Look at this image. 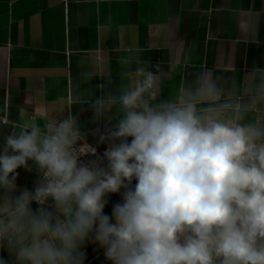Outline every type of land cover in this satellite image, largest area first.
<instances>
[{
	"label": "clouds",
	"instance_id": "9594fccd",
	"mask_svg": "<svg viewBox=\"0 0 264 264\" xmlns=\"http://www.w3.org/2000/svg\"><path fill=\"white\" fill-rule=\"evenodd\" d=\"M119 62L114 91L108 80L58 116L0 119V249L13 264H84L89 241L111 264H264V68L243 85L201 70L163 95L159 66ZM73 105L115 121L97 145ZM29 161L38 179L20 190Z\"/></svg>",
	"mask_w": 264,
	"mask_h": 264
},
{
	"label": "crops",
	"instance_id": "0c3cea01",
	"mask_svg": "<svg viewBox=\"0 0 264 264\" xmlns=\"http://www.w3.org/2000/svg\"><path fill=\"white\" fill-rule=\"evenodd\" d=\"M125 57L154 72L159 66L163 95L205 69L243 85L254 67L264 68V0H0V119L58 116L108 80L114 91ZM73 106L97 145L95 130L115 121L97 123L89 105ZM9 130L0 129V147ZM17 171L18 189H33L36 169ZM118 202L120 194H110L105 213ZM84 251V264L104 255L91 241ZM0 257L13 264L7 250Z\"/></svg>",
	"mask_w": 264,
	"mask_h": 264
},
{
	"label": "rangeland",
	"instance_id": "374dc122",
	"mask_svg": "<svg viewBox=\"0 0 264 264\" xmlns=\"http://www.w3.org/2000/svg\"><path fill=\"white\" fill-rule=\"evenodd\" d=\"M93 264H111L110 261H107L104 257V255H102L99 259H97Z\"/></svg>",
	"mask_w": 264,
	"mask_h": 264
},
{
	"label": "built area",
	"instance_id": "2783aa9c",
	"mask_svg": "<svg viewBox=\"0 0 264 264\" xmlns=\"http://www.w3.org/2000/svg\"><path fill=\"white\" fill-rule=\"evenodd\" d=\"M88 143H89V142H88ZM104 151H105V149H104V150H98V154H99V156L102 157ZM83 159H85V160H88V159H95V157H84ZM105 163H106V161H105Z\"/></svg>",
	"mask_w": 264,
	"mask_h": 264
}]
</instances>
